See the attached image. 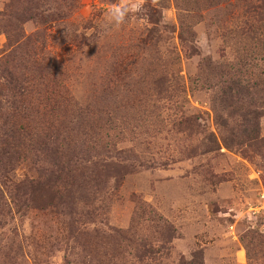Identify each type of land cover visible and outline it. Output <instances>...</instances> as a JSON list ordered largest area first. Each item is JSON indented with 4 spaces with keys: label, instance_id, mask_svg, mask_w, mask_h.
Listing matches in <instances>:
<instances>
[{
    "label": "rangeland",
    "instance_id": "rangeland-1",
    "mask_svg": "<svg viewBox=\"0 0 264 264\" xmlns=\"http://www.w3.org/2000/svg\"><path fill=\"white\" fill-rule=\"evenodd\" d=\"M121 3L0 0V264H264V0Z\"/></svg>",
    "mask_w": 264,
    "mask_h": 264
},
{
    "label": "clouds",
    "instance_id": "clouds-1",
    "mask_svg": "<svg viewBox=\"0 0 264 264\" xmlns=\"http://www.w3.org/2000/svg\"><path fill=\"white\" fill-rule=\"evenodd\" d=\"M139 10V0H122L121 5L113 6L109 10V23L114 22L119 25L124 23L125 17L130 11H138Z\"/></svg>",
    "mask_w": 264,
    "mask_h": 264
}]
</instances>
